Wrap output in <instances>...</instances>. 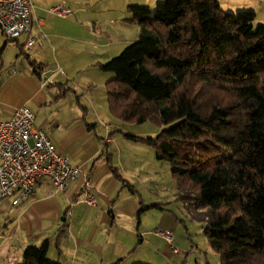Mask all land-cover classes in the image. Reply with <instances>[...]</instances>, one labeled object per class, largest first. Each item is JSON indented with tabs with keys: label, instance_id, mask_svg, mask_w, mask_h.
Returning a JSON list of instances; mask_svg holds the SVG:
<instances>
[{
	"label": "trees",
	"instance_id": "16d2710c",
	"mask_svg": "<svg viewBox=\"0 0 264 264\" xmlns=\"http://www.w3.org/2000/svg\"><path fill=\"white\" fill-rule=\"evenodd\" d=\"M128 12L138 40L99 65L114 76L105 84L110 115L161 129L153 139L126 137L170 164L203 211L220 264H264V24L253 28L254 13H226L217 0ZM47 250L48 240L26 247L16 264H58Z\"/></svg>",
	"mask_w": 264,
	"mask_h": 264
},
{
	"label": "crops",
	"instance_id": "0c3cea01",
	"mask_svg": "<svg viewBox=\"0 0 264 264\" xmlns=\"http://www.w3.org/2000/svg\"><path fill=\"white\" fill-rule=\"evenodd\" d=\"M46 1L30 0L33 16L42 20L32 26V48H24L23 37L11 42L0 33L5 39L2 49L7 46L14 55L5 63L0 52V123L17 107L27 106L35 115V126L48 134L57 151L81 173L64 192L42 178L31 197L17 205H12L11 199L0 202V254L20 253L21 257L22 248L48 240L47 256L53 251V262L58 264H113L125 258L122 223L135 219L143 205L132 195V187L124 193L120 177L125 178L124 166L122 153L116 152L117 141L107 126L98 125L92 96H83L72 77L82 71L72 67L75 53L97 54L112 45V33L94 29L86 37L80 9L73 17V13L65 18L49 16L46 8L57 1ZM51 16L58 18L60 25ZM82 45L93 46L92 53ZM31 62L40 67L38 73ZM95 64L102 63L91 61L86 68L96 69ZM85 176L92 183L95 207L74 202Z\"/></svg>",
	"mask_w": 264,
	"mask_h": 264
},
{
	"label": "rangeland",
	"instance_id": "374dc122",
	"mask_svg": "<svg viewBox=\"0 0 264 264\" xmlns=\"http://www.w3.org/2000/svg\"><path fill=\"white\" fill-rule=\"evenodd\" d=\"M53 1L57 2L52 6L62 2L68 4L71 15L73 13L71 17L74 16L76 9L81 10V21L85 23L86 37L89 36V31L94 29H106L112 33V45L97 50V54L75 53L72 67L80 68L82 71L72 77L83 96H92L97 106L95 115L99 117L98 125L102 128L107 126L117 141L116 152L122 153L120 158L124 166L122 175L125 178L120 174L124 181V193H129L128 189L132 187L134 193L132 195L142 203L141 208L149 207L138 212L135 219L130 221L125 219L122 223L121 235L124 245L122 253L125 258L118 264H220L218 255L211 250L204 235L206 224L201 218L203 211L196 209L193 201L185 199L180 183L171 174L170 164L157 160L154 149L148 144L126 137L129 135L140 139H153L161 129L152 122L132 124L114 119L107 108L105 89L106 82L114 78L113 74L101 71L100 64L94 65L96 69L86 68L91 61L107 63L138 40L139 28L136 23L129 22L131 15L128 6H146L153 12L161 0H47L46 2ZM217 1L221 10L226 13L237 14L240 11L254 13L253 28L264 24V0ZM52 6L46 8V13ZM52 18H55L60 25L58 18ZM79 30L78 26L77 33L80 32ZM4 40L0 35V52L3 54L4 62L8 63L14 55L7 46L2 49ZM82 46L92 53L93 46ZM88 81L93 83V86H90ZM18 251L20 252V249ZM52 252L47 256V261L50 263L54 261ZM19 254L9 256L0 254V264H16L17 258H20Z\"/></svg>",
	"mask_w": 264,
	"mask_h": 264
},
{
	"label": "built area",
	"instance_id": "2783aa9c",
	"mask_svg": "<svg viewBox=\"0 0 264 264\" xmlns=\"http://www.w3.org/2000/svg\"><path fill=\"white\" fill-rule=\"evenodd\" d=\"M48 13L65 18L71 15L65 3L48 9ZM30 0H0V33L7 41L25 38L24 48H32L34 23ZM35 115L27 106L13 110L10 118L0 123V202L11 199L17 205L31 197L38 180L49 179L57 191L64 192L80 175L69 158L60 154L48 134L34 124ZM75 203L95 207L97 204L91 180L85 176Z\"/></svg>",
	"mask_w": 264,
	"mask_h": 264
}]
</instances>
